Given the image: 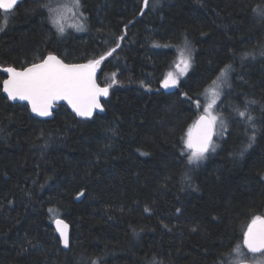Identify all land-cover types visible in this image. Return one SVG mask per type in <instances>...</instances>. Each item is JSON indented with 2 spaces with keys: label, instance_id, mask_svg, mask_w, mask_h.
Masks as SVG:
<instances>
[{
  "label": "trees",
  "instance_id": "16d2710c",
  "mask_svg": "<svg viewBox=\"0 0 264 264\" xmlns=\"http://www.w3.org/2000/svg\"><path fill=\"white\" fill-rule=\"evenodd\" d=\"M145 2L81 0L86 29L66 36L46 0L0 10L2 66L55 53L90 64L109 89L91 118L65 104L39 118L4 96L0 70V264H238L256 256L244 239L264 216V0ZM181 49L191 51V69L165 91ZM222 75L227 131L197 164L190 130ZM56 218L71 226L69 250Z\"/></svg>",
  "mask_w": 264,
  "mask_h": 264
},
{
  "label": "water",
  "instance_id": "95a60500",
  "mask_svg": "<svg viewBox=\"0 0 264 264\" xmlns=\"http://www.w3.org/2000/svg\"><path fill=\"white\" fill-rule=\"evenodd\" d=\"M24 0H0V10L12 11ZM6 78L2 89L12 103L27 104L31 113L39 118H51L59 105L65 104L78 118H91L104 111L103 101L109 95L107 86L98 80L94 67L86 62H66L55 53L25 67L2 66ZM216 138V125L207 113H201L194 121L189 143L193 151L207 153ZM54 226L69 250L71 226L56 218ZM245 247L251 254L264 252V216L253 221L246 232ZM238 264H251L240 262Z\"/></svg>",
  "mask_w": 264,
  "mask_h": 264
},
{
  "label": "rangeland",
  "instance_id": "374dc122",
  "mask_svg": "<svg viewBox=\"0 0 264 264\" xmlns=\"http://www.w3.org/2000/svg\"><path fill=\"white\" fill-rule=\"evenodd\" d=\"M145 6L148 0H145ZM48 4L49 1L46 0ZM48 13L55 27L66 36L69 32L81 33L86 29V15L83 11L81 0H50ZM193 61L192 53L189 49H181L173 68L169 71L166 79L161 83V88L165 91H172L178 88L180 80L185 77L191 69ZM99 63V62H98ZM93 65V64H92ZM98 70V64H96ZM226 76L222 75L218 81L211 83L204 97L203 104H199L200 114H209L216 124V140L225 135L226 121L219 113V100L222 96V90ZM215 141L212 142V145ZM190 146V144H189ZM213 148L216 147V143ZM207 153L192 152L191 160L194 163L201 164ZM251 263L264 264L263 254L252 256Z\"/></svg>",
  "mask_w": 264,
  "mask_h": 264
},
{
  "label": "flooded vegetation",
  "instance_id": "af4514ba",
  "mask_svg": "<svg viewBox=\"0 0 264 264\" xmlns=\"http://www.w3.org/2000/svg\"><path fill=\"white\" fill-rule=\"evenodd\" d=\"M0 33H1V30H0ZM25 67V66H24Z\"/></svg>",
  "mask_w": 264,
  "mask_h": 264
}]
</instances>
